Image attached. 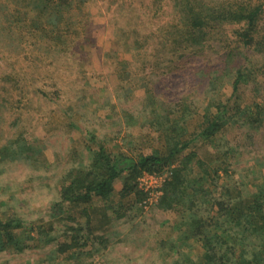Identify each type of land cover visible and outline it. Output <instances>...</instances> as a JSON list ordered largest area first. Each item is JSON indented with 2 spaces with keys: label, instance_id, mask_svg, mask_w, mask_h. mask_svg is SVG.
I'll return each instance as SVG.
<instances>
[{
  "label": "rangeland",
  "instance_id": "1",
  "mask_svg": "<svg viewBox=\"0 0 264 264\" xmlns=\"http://www.w3.org/2000/svg\"><path fill=\"white\" fill-rule=\"evenodd\" d=\"M29 3L0 0V201L2 217L21 219L34 240L22 253H1L0 264H169L188 213L162 211L163 197L145 209L139 178L125 199L120 182L110 202L55 210L61 189L101 146L132 157L164 152L155 120L182 127L181 139L197 137L210 104L234 107L231 81L242 70L250 82L240 85L238 107L250 112L214 144L194 139L166 173L190 158L187 176L196 181L210 170L205 188L217 201L225 187L253 193L264 182V116L259 126L247 117L264 107V52L240 41L243 25L208 31L200 46L181 42L190 29L182 0H73L66 26L42 31L21 26L39 17L45 0ZM258 31L263 43L264 15ZM207 209L199 206V215ZM39 230L52 242L40 241ZM74 235L79 247L59 252ZM188 245L181 252L203 254Z\"/></svg>",
  "mask_w": 264,
  "mask_h": 264
},
{
  "label": "trees",
  "instance_id": "2",
  "mask_svg": "<svg viewBox=\"0 0 264 264\" xmlns=\"http://www.w3.org/2000/svg\"><path fill=\"white\" fill-rule=\"evenodd\" d=\"M21 1L29 7L30 0ZM72 1L45 0L39 17L29 21L30 23H21V26L26 25V29L34 28L36 31L46 30V26L53 30L63 28L67 23L64 16L71 10ZM182 2H184L182 7L185 8L183 24L190 29L182 36L181 42L189 43L190 46L191 44L200 46L206 40L208 31L223 25H243V30L238 34L240 41L246 47L255 43L260 46L256 51L264 52V41L256 43L254 39V35L259 34V22L264 15V0H225L219 3L182 0ZM49 33L56 34L51 30ZM215 80L222 81V78ZM249 80V74L244 71L237 73L235 79L231 81L232 97L229 99L230 102H234V107L230 110L229 103L222 101L210 104L203 115L201 131L192 140L181 139L185 131L182 127H172L171 119L166 117L165 121L155 120L154 123L165 136L164 152L154 150L150 155L132 157L112 154L104 147H99L88 170L83 171L84 173L80 171L72 173L70 183L61 189V199L55 210L62 206L75 209L82 204H91L95 199L110 202L120 182H122L120 198L125 199L137 189L135 181L141 175L162 173L177 164L179 155L189 148L194 139L201 137L205 142L214 144L217 136L229 124L234 123L239 115L246 116L250 112L240 111L241 107H238L240 85L248 84ZM262 116L264 107L257 106L256 113H250L247 120L259 126ZM190 162L191 159L187 158L172 171L159 205L165 212L176 211L183 216L188 213L184 220L186 230L180 237L181 244L175 245L177 255L169 264H264V182L258 185L257 189H253V193L251 191L244 193L242 189L236 187H225L221 189V200L217 201L216 197H212V189L205 188L207 180L212 179L211 171L206 169L202 177L193 181L189 175L187 176ZM218 173L217 171L216 175ZM2 205L0 201V254L11 249L22 253L28 247V241L34 240L32 232L24 228L23 221L17 217L3 218ZM205 205H208L210 211L208 217L200 216L198 213L199 206ZM78 236H73L70 245L60 246L59 252L64 253L79 247L82 238ZM39 239L44 243L52 242L42 230H39ZM191 241L200 245L202 255L181 252V247L189 246L188 243Z\"/></svg>",
  "mask_w": 264,
  "mask_h": 264
},
{
  "label": "built area",
  "instance_id": "3",
  "mask_svg": "<svg viewBox=\"0 0 264 264\" xmlns=\"http://www.w3.org/2000/svg\"><path fill=\"white\" fill-rule=\"evenodd\" d=\"M170 178L171 176L166 171L154 174L144 173L139 177V189L147 195V199L144 201L145 209H148L154 200L163 197L165 185L169 182Z\"/></svg>",
  "mask_w": 264,
  "mask_h": 264
},
{
  "label": "crops",
  "instance_id": "4",
  "mask_svg": "<svg viewBox=\"0 0 264 264\" xmlns=\"http://www.w3.org/2000/svg\"><path fill=\"white\" fill-rule=\"evenodd\" d=\"M116 189V188H115Z\"/></svg>",
  "mask_w": 264,
  "mask_h": 264
}]
</instances>
